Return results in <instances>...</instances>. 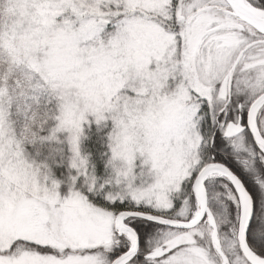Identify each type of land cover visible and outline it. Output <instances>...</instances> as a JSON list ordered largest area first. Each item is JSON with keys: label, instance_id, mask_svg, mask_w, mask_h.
Segmentation results:
<instances>
[{"label": "snow or ice", "instance_id": "snow-or-ice-1", "mask_svg": "<svg viewBox=\"0 0 264 264\" xmlns=\"http://www.w3.org/2000/svg\"><path fill=\"white\" fill-rule=\"evenodd\" d=\"M0 264H264V0H0Z\"/></svg>", "mask_w": 264, "mask_h": 264}]
</instances>
